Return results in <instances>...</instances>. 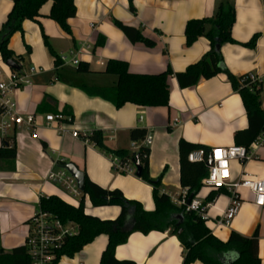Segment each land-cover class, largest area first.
Here are the masks:
<instances>
[{
    "label": "crops",
    "instance_id": "crops-1",
    "mask_svg": "<svg viewBox=\"0 0 264 264\" xmlns=\"http://www.w3.org/2000/svg\"><path fill=\"white\" fill-rule=\"evenodd\" d=\"M229 1L235 7L236 20L230 33L235 43L220 49L224 66L235 78L257 76L264 111V0ZM133 5L131 12L127 0H74L76 14L68 21L71 29L68 36L48 18L51 3H47L41 7L36 21H24L23 32L10 38V50L22 59L17 74L27 77L30 83L22 85L12 99L22 117L35 116L36 126L34 130L15 126L6 138L0 136V148L6 142L9 148L14 146L16 156L15 160H0V249L4 252L24 245L27 222L40 211L38 203L42 197H59L77 207L65 199L61 187L46 181L57 162L75 165L101 189L118 190L126 200L141 204L144 211H154L152 185L136 177V171L116 169L115 157L96 149L93 142L86 144L82 137L71 138L73 130L90 138L99 132L108 149L134 153L137 152L132 148L134 142L129 132L145 130L152 137L148 148L149 177L153 182L160 179L159 193L175 204L187 194L179 183V141L209 153L214 148L235 146L236 131L247 129L242 100L222 73L186 89H181L176 78L170 77L167 108L127 103L116 109L110 102L86 93L85 90L115 88L117 78L104 71L109 61L126 62L134 75L153 76L166 71L167 66L174 74H180L208 53L209 42L204 37L190 47L185 46L184 28L188 21L211 18L216 0H134ZM11 7L12 0H0V29ZM113 21L138 29L155 45L150 49L131 44ZM254 36H257L254 48L242 46ZM71 52L81 64L88 65L87 74L62 62L56 65V59ZM30 68H35L38 74L30 75ZM0 73L3 81L11 73L2 58ZM58 113L66 119L47 127L44 116ZM249 154L247 161L231 162L232 180L247 175L264 181V148L250 149ZM210 192L211 188L203 186L196 195L208 205L205 226L221 242L232 232L251 237L257 229L258 257L264 264V207L254 205L250 193L241 189L237 216L222 228L217 223L231 198L226 190L214 202L206 203ZM80 200L84 214L101 221H114L120 214L119 207H94L83 195ZM128 218L124 231L132 226L131 216ZM70 228L77 232L75 225L70 224ZM107 244L108 237L99 235L73 258L60 257L55 264H99ZM182 252L177 237L168 232H134L114 249V257L131 264H181Z\"/></svg>",
    "mask_w": 264,
    "mask_h": 264
},
{
    "label": "trees",
    "instance_id": "trees-1",
    "mask_svg": "<svg viewBox=\"0 0 264 264\" xmlns=\"http://www.w3.org/2000/svg\"><path fill=\"white\" fill-rule=\"evenodd\" d=\"M133 2L134 0H127L131 12H134ZM47 3H51L48 18L58 24L66 35H71L68 21L76 14L74 0H12V10L0 29V58L4 63L12 61L17 67L19 66L22 59L16 57L10 50L9 40L14 34L23 32L24 21H36L41 7ZM235 20L234 4L229 0H216V8L211 18L191 20L185 25V46L190 47L200 37H204L209 42V51L202 56L200 61L189 65L184 73L174 74L172 69L167 66L166 71L153 76L134 75L129 71L126 62L109 61L104 71L117 78L115 88L85 91L87 94L110 102L116 109H120L127 103L145 108H167L169 106L170 86L168 83L170 77H175L178 86L181 89H186L196 87L202 79H209L221 73L225 74L229 84L232 85L234 91H237L242 100L248 121L246 130L236 131L234 145L248 149L260 135L264 134V111L261 107V99H259L261 83L258 86L249 83L242 84L240 81L244 76L235 78L224 66L220 49L224 45L235 43L230 35ZM113 22L118 29L122 30L131 44H142L150 49L155 45L153 40L145 38L138 29L125 26L121 22ZM44 41L49 47L48 42L45 39ZM256 41L257 36H254L249 43L242 46L248 49L254 48ZM97 45L102 46V44ZM50 53L54 57L51 50ZM55 63L56 65L61 63L60 59H56ZM75 68L79 73L87 74L88 72V65L83 63H79ZM18 71L11 69V73L15 75H18ZM146 135L147 132L143 129L129 132L131 141L135 143L144 140ZM91 141L96 149L114 156L122 165L126 162L140 165L142 173L139 178L152 185V200L155 209L153 212H146L138 202L126 200L118 190L101 189L90 182L84 174L82 195L87 196L94 207H119L120 214L114 221H101L84 214L81 200L77 207H72L59 197H42L38 203L41 212L51 214L63 224L70 223L77 227L76 234L64 240L57 252L55 263L63 256L73 258L85 246L92 243L97 236L106 235L108 244L100 257L99 264H131L119 262L114 257V249L123 244L130 233L168 232L171 236H176L181 244L183 249L181 264L195 262L200 264H263L258 257L259 233L257 229L251 237L232 232L226 241L221 242L205 226V220L201 214L186 213L184 208L177 207L166 195L160 194V179L153 182L149 177L148 150L140 148L137 153L110 150L105 147L103 137L99 132L92 134ZM200 149L205 150L183 140H180L178 144L179 183L183 189L187 190V199L191 195L194 198L199 193L203 188L202 181L208 174L205 164L187 161L189 153ZM205 151L207 158L208 151ZM145 154L146 157L143 158ZM8 159H16L15 148L14 146L9 148L5 142L4 146L0 148V160ZM64 166L65 164H60V167ZM223 191L226 192L223 188L212 190L206 197V203L214 202ZM129 216L132 218V226L130 230L124 231ZM0 264H30V259L23 246L13 248L10 252L0 249Z\"/></svg>",
    "mask_w": 264,
    "mask_h": 264
},
{
    "label": "built area",
    "instance_id": "built-area-1",
    "mask_svg": "<svg viewBox=\"0 0 264 264\" xmlns=\"http://www.w3.org/2000/svg\"><path fill=\"white\" fill-rule=\"evenodd\" d=\"M59 59L63 64H68L72 67H77L80 63L78 56L72 52L69 56H61ZM38 72L39 71L35 68L29 69L30 75L38 74ZM240 83H249L255 86L260 84L257 76L254 74L245 75ZM22 85H30L27 77L21 78L19 75L10 73L8 80L3 81L2 74L0 73V136L2 138H6L8 131L15 126H25L30 130H34L36 126L35 116L26 115L22 117L17 111L12 99L13 95L21 91ZM65 119L66 117L61 113L44 116L47 127H50L56 122L61 123ZM176 122L177 120H175V123ZM59 130L61 131L62 129L59 127ZM81 137L86 144L92 142L90 137H87L85 134L80 135L76 130H73L71 133V138ZM151 141L152 137L147 134L144 140L138 143L134 142L132 148L136 152H138L140 148L148 150ZM259 147L264 148V134L259 136L248 149L241 146L214 148L207 154V158L206 151L201 149L188 154L187 161L191 163L206 164L208 159H211V163L209 167H207L208 174L202 181L204 187H209L212 190L223 188L229 193L231 201L217 223L219 227L223 228L229 226L232 220L237 216L241 202L238 191L241 189L250 193L254 205L260 208L264 207V181L247 175H242L237 180H232L230 166L231 162H244L249 160V150L253 148L258 149ZM145 157L146 154L143 155V158ZM113 164L116 169L122 172L134 173L136 171L132 163L126 162L122 165L117 158L113 159ZM59 165L60 162L54 165V169L50 170L46 177V181L61 187L65 199L74 206H78L80 204L82 191L77 186L75 179L67 170ZM175 205L179 208H184L186 213L194 212L201 214L202 218L205 220V210L208 205L205 206L196 196L192 198L191 202L188 204L186 194H184L175 201ZM75 234L76 233L70 228V223L63 224L51 214L43 211L34 214L27 222L26 239L23 245L29 256L30 264H54L57 252L60 250L64 240Z\"/></svg>",
    "mask_w": 264,
    "mask_h": 264
},
{
    "label": "water",
    "instance_id": "water-1",
    "mask_svg": "<svg viewBox=\"0 0 264 264\" xmlns=\"http://www.w3.org/2000/svg\"><path fill=\"white\" fill-rule=\"evenodd\" d=\"M217 48H219V47H217ZM5 66H7L9 69L18 70L17 65L12 61L6 62ZM210 163H211V159L209 158L208 161L206 162L205 166L209 167ZM133 167H134V169H136V177L139 178L141 176V173H142V168L140 167V165L138 163H133ZM63 168L65 170H67V172L75 179L77 186L83 192V190H84V186H83V184H84V173L77 170L75 165L73 166L72 164H67ZM187 200H188V204H189L192 200V195L189 196V198Z\"/></svg>",
    "mask_w": 264,
    "mask_h": 264
}]
</instances>
